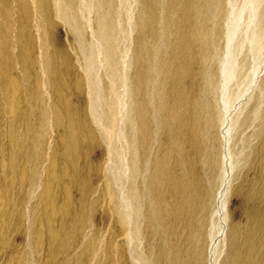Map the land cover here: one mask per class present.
<instances>
[{
	"label": "bare ground",
	"instance_id": "1",
	"mask_svg": "<svg viewBox=\"0 0 264 264\" xmlns=\"http://www.w3.org/2000/svg\"><path fill=\"white\" fill-rule=\"evenodd\" d=\"M19 1L25 13L21 25L35 26L39 33L40 21L52 15L46 16L36 8L39 14L33 18L29 1ZM85 1L40 3L51 7L53 16L59 17L78 36L77 26L86 20ZM91 1L87 3L88 11L97 12L95 34L99 41L89 48V63L83 61L88 63L89 75L97 67L107 71L109 85L104 90L112 101L107 97L106 105L113 112V136L121 144V149L116 148L110 156L107 178L104 177L109 180L106 199L115 220L114 248L111 247L114 264H151L150 256L160 260V264H221V242L228 232L227 237L233 238L225 200L240 164L239 156L233 154L234 138L242 126L252 127V122L264 121V0H94L97 9H92ZM4 5L6 11L15 15L12 4ZM77 18H80L78 25ZM116 34H123L125 40L127 37L126 46L121 43L119 49L121 38ZM102 44L105 60H96L94 65L93 48L99 57ZM79 51L83 56V45ZM50 59L32 58L33 66H28L30 75L35 73L37 63L43 70ZM6 67L1 70L0 66L5 77L17 81L20 76L15 69L8 71ZM95 76L90 82L91 93L98 99L102 97L101 84L98 74ZM46 82L50 86L49 80ZM44 111L47 113L43 109V114ZM43 114L45 122L47 115ZM59 116L60 113L56 120ZM65 119L62 114L59 121L63 127L67 125ZM92 129L93 138L98 132ZM259 161L262 168L251 170L248 176L252 187L247 197L253 199L257 193L264 196V154ZM23 176L25 179L26 174ZM184 235L189 240L187 255L181 252ZM145 241L149 244L147 255L143 249ZM245 244L249 252L254 251L253 235H247ZM90 246L91 251L101 250L95 243Z\"/></svg>",
	"mask_w": 264,
	"mask_h": 264
},
{
	"label": "rangeland",
	"instance_id": "2",
	"mask_svg": "<svg viewBox=\"0 0 264 264\" xmlns=\"http://www.w3.org/2000/svg\"><path fill=\"white\" fill-rule=\"evenodd\" d=\"M28 1L29 9L31 8L34 14L33 18L39 14L36 8L42 10L46 16L52 15L40 21L39 33L35 30V26L21 25V18L25 13L21 10V4H18L19 0H0L1 70L8 65L6 70L13 68L22 78L18 77L14 82L11 78L5 77L4 72L0 70V73H3L0 74V264H96L95 260L99 264H114V251L111 247L114 246L115 240L113 237L115 220L107 204L106 191L109 180L105 178H107L106 169L110 156L114 154L116 148L121 149V144L118 138L113 136V112L106 105L111 96L106 92L109 85L107 71L97 67V71L90 73L91 76L86 66L89 63L88 53L91 52L89 48L98 40L95 34L98 27L95 18H98V15L95 16L96 10L88 11L89 5L86 0L85 7L88 8L84 17L86 20H81L83 23H80V18H77L76 25L80 23L77 26L80 34L74 36L72 29L68 28L65 22L53 16L51 7L46 4L41 5L40 2L43 0ZM5 2L16 8L15 15L11 11H6ZM91 3H93L92 9H97L96 2L92 0ZM244 17L247 21L248 15ZM35 21L38 22L37 19ZM82 31L85 33L83 34ZM119 35L116 34L118 39L121 38V42L118 40L120 49L121 43L127 45V37L125 40L123 34ZM87 39L90 44L87 43ZM80 44L83 45L84 58L79 51L82 46ZM102 46L104 45L102 44L99 49L105 53ZM93 50L95 52L92 51L94 53L92 62L96 65L97 62L103 61L105 55L100 52V56L97 57V49L94 47ZM47 56L51 58L47 63L49 66L47 67L46 64L42 70L39 69L41 64L37 63L35 73L30 75L28 66H33L31 59H46ZM118 56L120 58V51ZM77 62H81L80 65ZM85 68L87 72L84 71ZM97 74L102 97L97 99L95 96L94 99L90 82ZM48 80L50 86L46 82ZM102 80L107 84H102L104 83ZM256 92L257 90L255 95H258ZM40 96L47 102L41 100ZM39 99L40 101H37ZM110 100L112 101V97ZM42 101L44 108L39 107L44 106ZM96 101L101 104L100 107L97 106ZM41 108L47 113L44 111L43 114ZM58 113L60 119L56 120ZM41 114L47 115L46 119L44 117L45 122ZM62 114L66 118V127H63L65 125L59 121ZM107 119L108 121L105 122ZM15 121L18 125L14 124ZM42 122L43 125L46 123L45 127L47 126L48 131L44 126L42 127ZM262 123L263 120H257L252 122V127L249 126L251 124L242 126L243 128H239V133L237 132L234 138L233 154L239 156L240 160L235 172L238 178L235 176L230 194L225 200L229 225L233 227V238L227 237L228 232L221 242L223 243L219 249L221 264H264V196L263 193H257L255 199L253 196L247 197L252 187V181L248 179L252 174L251 170L256 172L262 168V164H259L264 154ZM91 128L98 132L93 138ZM42 129H45L44 132ZM98 130L102 133L99 134ZM107 141L109 145L106 144ZM24 174H26L25 179H23ZM256 203L258 210L255 209ZM214 210L213 207L211 213H214ZM214 223H216L215 218ZM248 234L253 235V252H249L245 244ZM147 240L150 241L148 238ZM90 243L101 246L100 252L91 251ZM181 244H183L182 254L184 252V255H187L186 252H189L190 248L188 236H183ZM148 246L145 241L143 249L146 255ZM154 258L150 256L151 264H160V260Z\"/></svg>",
	"mask_w": 264,
	"mask_h": 264
}]
</instances>
